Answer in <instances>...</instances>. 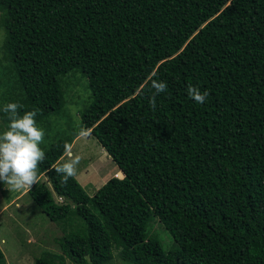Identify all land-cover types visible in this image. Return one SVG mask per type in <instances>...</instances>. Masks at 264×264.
<instances>
[{
	"label": "trees",
	"instance_id": "trees-1",
	"mask_svg": "<svg viewBox=\"0 0 264 264\" xmlns=\"http://www.w3.org/2000/svg\"><path fill=\"white\" fill-rule=\"evenodd\" d=\"M1 29L0 152L77 71L81 125L124 174L90 195L59 159L74 136L30 146L28 195L62 228L35 264H264V0H0Z\"/></svg>",
	"mask_w": 264,
	"mask_h": 264
},
{
	"label": "rangeland",
	"instance_id": "rangeland-1",
	"mask_svg": "<svg viewBox=\"0 0 264 264\" xmlns=\"http://www.w3.org/2000/svg\"><path fill=\"white\" fill-rule=\"evenodd\" d=\"M3 30H0V96L8 94L11 79L3 73V58L1 44ZM62 88L66 104L60 114L51 115L44 124L39 125L36 132L29 134L30 142L22 136H15L0 152L2 166L0 168V248L4 253L5 264H35V259L43 255L60 254L57 239L62 235L58 223L48 219L47 215L34 203L28 189L31 181L26 175V169L19 162L26 158L30 163L35 154L31 145H49L64 135H71V143L67 151L59 158L75 175L77 181L88 194H93L110 177H123V172L111 159L107 151L93 138L89 129L81 125L80 115L87 104L89 91L86 79L80 72L74 71L62 79ZM6 127L0 122V141L5 143L8 137L4 132ZM18 155V156H17ZM15 156L18 157L15 159ZM40 180L51 188L47 178L42 173ZM57 202L61 201L53 191ZM148 232L155 234L164 248L174 244L168 231L156 217L149 223ZM57 260V259H56ZM68 263V262H67ZM107 264H128L115 256Z\"/></svg>",
	"mask_w": 264,
	"mask_h": 264
}]
</instances>
